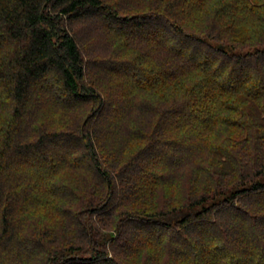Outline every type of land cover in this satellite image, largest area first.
Here are the masks:
<instances>
[{"label": "trees", "instance_id": "1", "mask_svg": "<svg viewBox=\"0 0 264 264\" xmlns=\"http://www.w3.org/2000/svg\"><path fill=\"white\" fill-rule=\"evenodd\" d=\"M0 264H264V0H0Z\"/></svg>", "mask_w": 264, "mask_h": 264}, {"label": "rangeland", "instance_id": "2", "mask_svg": "<svg viewBox=\"0 0 264 264\" xmlns=\"http://www.w3.org/2000/svg\"><path fill=\"white\" fill-rule=\"evenodd\" d=\"M112 256V254H110V257Z\"/></svg>", "mask_w": 264, "mask_h": 264}]
</instances>
